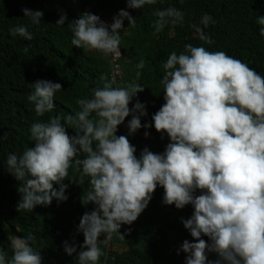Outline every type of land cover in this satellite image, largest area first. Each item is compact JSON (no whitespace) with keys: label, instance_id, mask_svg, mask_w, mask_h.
Wrapping results in <instances>:
<instances>
[{"label":"clouds","instance_id":"clouds-1","mask_svg":"<svg viewBox=\"0 0 264 264\" xmlns=\"http://www.w3.org/2000/svg\"><path fill=\"white\" fill-rule=\"evenodd\" d=\"M155 3L126 0V8ZM21 11L31 25L41 24V11ZM153 15L156 33L167 24L183 25L184 14L177 8L167 7ZM65 20L61 14L55 26L61 27ZM125 20L128 27L135 26L126 10H119L110 24L88 12L69 24L71 45L96 50L116 61V86L108 81L93 89L90 98L77 99L79 110L74 115L49 116L31 125L32 147L19 155L8 154L3 162L20 182L16 210L32 211L36 206H48L53 199L66 201L67 185L62 181L70 168L78 176L69 181L80 185L87 178L89 188L80 202L82 206L91 203L93 209L82 214L76 228L83 243L79 251L75 243L67 241L62 248L70 257L76 254L74 264H97L103 255L99 245L113 234L123 240L121 225L134 222L154 189L161 187L163 205L192 208L191 216L181 220L193 240H184L177 252L185 253L184 264H264V76L223 51L186 44L179 54L171 52L160 80L164 102L151 117V126L166 134L169 142L162 153L145 148L137 157L129 139L149 125L141 127V117L146 115L141 102L128 107L144 88L135 80L117 86L124 64L119 46ZM256 22L264 38V16H258ZM210 23L215 24L213 18L203 14L199 25L207 28ZM190 27L204 44L213 43L202 27ZM9 32L32 39L24 24L13 25ZM143 67V61L135 65L137 79ZM28 88L27 100L36 116L51 113L53 96L61 91V84L37 80ZM69 128L74 135L66 133ZM117 129L123 135H115ZM9 241L11 257L0 249V264H42L31 233L10 235ZM208 254L215 259L208 260Z\"/></svg>","mask_w":264,"mask_h":264},{"label":"trees","instance_id":"trees-1","mask_svg":"<svg viewBox=\"0 0 264 264\" xmlns=\"http://www.w3.org/2000/svg\"><path fill=\"white\" fill-rule=\"evenodd\" d=\"M77 1L0 0V249L7 252V258L11 257L9 236L31 233L35 237L33 247L40 251L42 264H74L76 254L66 255L62 242L75 243L79 251L83 236L76 228L82 214L93 209L91 203L82 206L80 202L89 188L87 178L80 185L69 181L78 176L70 168L62 181L67 185L66 201L58 203L53 199L48 206L17 211L20 182L3 164L8 154L19 155L26 147H32L29 130L33 123L45 121L49 116L74 115L79 110L77 99L90 98L92 90L105 82L111 81L113 87L116 86L112 72L114 62L109 57L71 45L72 33L68 26L90 3L83 0L77 9ZM167 7L177 8L184 14L183 25L167 24L156 33L153 13ZM25 8L41 11V24L31 25L23 17L21 10ZM119 10L128 11L135 19L134 27H128L127 20L122 24L119 46L124 60L122 69L130 82L135 80L144 88L128 107L131 109L134 103L141 102L146 111L141 117V127L145 123L149 125L135 132L141 135L140 139H129L137 157L145 148L162 153L169 142L166 134L156 132L151 126V117L164 102L160 80L165 71L163 63L171 52L179 54L186 44L202 46L210 52L223 51L264 76V38L259 35L260 26L256 22L258 16H264V0H156L155 4L141 9H127L126 0H98L92 14L110 24ZM61 14L66 16L65 23L56 27ZM203 14L210 15L215 24L210 23L207 28L199 25ZM15 24L27 26L32 39L10 34L9 29ZM192 24L202 27L213 43L200 41L190 27ZM140 61L144 62V67L139 70L137 79L135 65ZM101 76L105 79L101 80ZM37 80L61 84V91L53 96V111L42 117L36 116L27 100L31 91L28 85ZM120 80L117 79V86L129 83ZM66 133L74 135L70 128ZM115 135L123 133L119 130ZM195 194L199 195V190ZM162 196L163 189L156 187L137 219L130 225H121L119 234L123 235V240L113 234L107 243L99 245L103 255L97 264H184L185 253L177 252L184 240H193L181 220L191 216L192 208L186 205L178 210L172 205L165 206ZM99 239L103 240L104 236ZM201 239L207 242L206 237L201 236ZM207 259H215V256L208 254Z\"/></svg>","mask_w":264,"mask_h":264},{"label":"rangeland","instance_id":"rangeland-1","mask_svg":"<svg viewBox=\"0 0 264 264\" xmlns=\"http://www.w3.org/2000/svg\"><path fill=\"white\" fill-rule=\"evenodd\" d=\"M82 3H83V0H78V1L75 3L76 8L78 9V8L82 5ZM128 54H129V53H128ZM121 67H123V65H121ZM125 72H126L125 70H121V72H120V74H119V76L121 77L120 82H123V81L130 82L129 78H128L127 76H125ZM119 84H120V83H119ZM117 131H118V129H117ZM117 131H116V132H117ZM140 137H141L140 134H138V133H134L133 138L140 139Z\"/></svg>","mask_w":264,"mask_h":264},{"label":"built area","instance_id":"built-area-1","mask_svg":"<svg viewBox=\"0 0 264 264\" xmlns=\"http://www.w3.org/2000/svg\"><path fill=\"white\" fill-rule=\"evenodd\" d=\"M96 1H97V0H89V2L91 3V5H90V3H89V4L86 6V8H85V10H84L83 13H85V12L93 13V8H94V6H95V4H96ZM114 63H116V61H115ZM117 70H118V69H117ZM117 70L114 71V69H113V75H114V76L118 73ZM121 125H122L124 131H125L126 133H128V130H127V128H126V124H125V122H122Z\"/></svg>","mask_w":264,"mask_h":264}]
</instances>
